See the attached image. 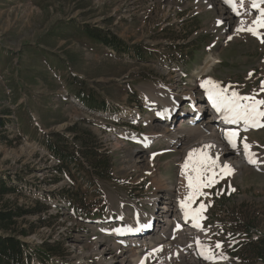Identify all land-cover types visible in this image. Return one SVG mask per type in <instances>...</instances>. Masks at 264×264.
<instances>
[{
    "label": "rangeland",
    "instance_id": "obj_1",
    "mask_svg": "<svg viewBox=\"0 0 264 264\" xmlns=\"http://www.w3.org/2000/svg\"><path fill=\"white\" fill-rule=\"evenodd\" d=\"M29 1L0 0V189L11 192L0 196V212H36L15 228L28 231L21 240L24 250L34 251L33 264H105L120 253L115 252L116 242L99 235L98 220L82 221L70 213L62 196L74 190L83 198L84 214L129 221L136 211L152 215L157 194L171 205L178 196L188 205L191 170L184 168V152L208 138L210 132L204 131L209 130L210 117L195 129L186 122L196 117L192 115L205 98L202 88L210 86L204 85L208 80L228 88L229 94L264 100V27L251 23L257 32L253 34L245 24L237 33L234 17L223 13L217 0ZM257 1L258 8H264ZM106 39L116 40V47ZM213 55L214 68L200 75ZM16 73L20 78L14 80ZM191 92L197 98L192 108L186 101ZM79 96L83 107L75 103ZM169 99L178 102L180 111L172 128L182 126L187 135L176 130L181 137L175 149L161 136L170 128L154 115L163 110V103H171ZM259 110L264 111V105ZM260 123L264 125V118ZM72 127L91 143L88 150H96L105 177L84 170L67 176L57 171L49 144L61 139L73 144ZM151 134H161L162 140L153 138L148 152L134 145V137ZM238 139V152L245 153L247 143L246 151L264 163V126ZM75 143L70 152L79 150ZM241 156L227 152L223 159L238 157L233 159L236 164ZM215 171L216 182L204 187L193 205L205 206V230L184 241L196 238L214 245L205 253L211 259L205 262L173 249L167 240L169 248L160 261L178 254L172 264H264L263 258L246 255L250 243L264 250V165L256 169L242 164L230 174L219 167ZM155 174L166 184L159 191ZM36 203L40 206L34 209ZM158 236L157 231L151 238ZM161 236V241L168 239ZM44 244L60 257L41 262L37 251ZM225 253L227 260L214 263Z\"/></svg>",
    "mask_w": 264,
    "mask_h": 264
},
{
    "label": "bare ground",
    "instance_id": "obj_2",
    "mask_svg": "<svg viewBox=\"0 0 264 264\" xmlns=\"http://www.w3.org/2000/svg\"><path fill=\"white\" fill-rule=\"evenodd\" d=\"M212 6H214V5H212ZM238 14L242 15L238 11L235 14L236 15V18H239L238 17ZM227 16H231V14L228 13ZM228 19H230V18H228ZM228 19H227V21H228L227 24H231L232 23V22L230 23L231 19L230 20H228ZM236 25H237V27H236V30L237 31L236 32L238 33V31L241 30V28H243L245 26V23H243L242 20H237L236 21ZM215 64H216V56L213 55V56L208 57V59L205 62L204 66L201 68L200 75L201 74L204 75V74L210 72L214 68ZM204 93H206V95H207L206 101L204 99V103H205L204 106H202V104H201L202 102H201L199 104L198 111L196 112L195 115H192V116H196L199 113V109H200V113H202L203 111L201 109L204 107L206 109L205 110L206 111L205 113L207 114V116L204 115L203 118L204 117H206V118L207 117L208 118L210 117L208 119V121H207V125L209 127V130L206 129L204 131V133L209 131L210 134L207 133V134H209L208 135V138H206L202 142L197 143V144H195L193 146H189L188 148L185 149L184 157H183V160H184L183 163H186V161L188 160V157H189V154L190 153H193L194 150H200V152L210 154V155H212V157H218L217 158V161H219V165L220 166L228 165L231 168V171H236V169H240L241 168V165L243 164V162L245 164L246 161L251 162L252 159L248 157V159H245L244 160L242 158L240 160L241 162H235L236 164L233 163L234 162L233 159H236L238 157H235V158L230 157V158H228V160H224L225 159L224 158V155L227 152L234 153L236 156L239 155L240 152L236 151L237 148L232 146V144L229 142V139H228V137L226 135L227 133H225V131H224L225 128L220 123H218V122H220L218 118L220 116H222L223 113L218 114L220 111L217 110V109H214L212 107V105H214V104L209 99L208 91L205 90ZM195 95L196 94H194L193 92H191L189 95H187V96H189L188 101L190 103H193V102H195L197 100V98H195ZM169 101H170V99H169ZM166 102H168V101H166ZM170 102L171 103H169V104L168 103H163V112L165 114H167V118L176 111V107L173 106V105H171V104H173V102L172 101H170ZM76 104L79 105L77 102H76ZM176 115L173 114V117H172L173 120H174V118H175ZM203 118H201L199 121L201 122ZM173 120L170 121L169 124H165V126L167 128H170L171 131L168 132V133H163L162 135L160 134L162 136V138H164L163 140H166V144L168 145L169 149H172V148L175 149L177 147V145L180 143L179 138L181 136L179 134H177V131L176 130H179L183 136L187 137V135L185 134L186 133V129H182V126H179L178 129L172 128L173 127ZM187 125L190 127V129H195L197 126H202V125L198 124L197 116L195 118L191 117V120L188 121V124ZM187 130H189V129H187ZM196 131L197 132H201L199 130V128H197ZM167 134H169V135L166 138ZM160 135H158V134H151L150 136L153 137L154 140L155 139H161L162 140V138L159 137ZM224 139H226L229 142V144ZM234 139H235L236 145H237V143L239 142L238 141V135ZM186 144L187 143L185 142L184 145H186ZM147 146H148V144H147ZM239 158H240V156H239ZM239 158L237 160H239ZM213 159H215V158H213ZM255 161H256L255 163L251 162L254 166H259V165L262 164L261 161H260V159H256ZM239 163H241V164L239 165ZM156 174H155V176H156ZM155 178L157 180L155 182V184H156L157 189L159 191V189H161L162 187L164 188V186H166V184H164V180H163V177H162L161 174L157 175ZM179 187H181V186H179ZM177 190H178V187H177ZM167 194L169 195V193H167ZM186 196H188V194ZM182 201H183V199L178 196L177 201L175 202V206L176 205L181 206L182 205V203H181ZM151 203L153 204V207L154 206L156 207L157 204H159V203H161L160 205L163 206V208H158L157 212L155 214H152L150 217H154L157 220V222L159 223V226L158 227L161 228V230H162L163 233H165L168 230L166 237H168L167 240L170 241L169 233H170V237H171V233H172V230H173L172 227H171V224L173 225V222H172L171 219L177 217L176 208L173 205V203L171 205L170 202H168V199L166 200L165 198L160 197L159 194H157L154 197V199L152 200ZM160 205H159V207H160ZM182 207H183L182 210L184 211L185 210L184 209V206H182ZM170 208L171 209L174 208L175 210H171ZM170 213H172L174 216L172 217L171 216L172 214H170ZM142 218L143 219H147V216H146L145 211L142 214ZM165 227H166V229H164ZM114 232H117V230H114ZM155 234H156V232L153 231L151 234H149V235L146 236L147 238L142 237L140 239L135 240L133 243H131V242H125V243H128V245L121 246V247L120 246L115 247L114 248L116 250L115 252L116 253H119L120 252V253L117 254L116 256H114L112 258V261H109L108 263H105V264H113L114 262H116L118 264H129V263L130 264H172L171 262L176 261L174 259V257H177L178 254L177 255H171L170 256V259L168 258L167 261H163V260L160 261L161 258L159 259V257L164 255V249L165 248L164 249H160L159 251H156V252L151 251V249L147 251V246H152V243L151 242L153 240H152L151 237H153ZM158 237H156V238H158ZM131 240L132 239H130L129 241H131ZM159 240H161V239H159ZM98 248L99 247L97 246L98 253L102 257H104L105 256L104 255V252L102 250H101L102 252L99 251ZM168 248L169 247H167V249ZM109 259H110V257L108 258V260ZM207 260H209V259L207 258ZM207 260H205V262ZM120 261H121V263H120ZM156 261H159V262L157 263Z\"/></svg>",
    "mask_w": 264,
    "mask_h": 264
},
{
    "label": "trees",
    "instance_id": "obj_3",
    "mask_svg": "<svg viewBox=\"0 0 264 264\" xmlns=\"http://www.w3.org/2000/svg\"><path fill=\"white\" fill-rule=\"evenodd\" d=\"M104 42L109 45H112L111 43H113L114 47L117 45L114 43L116 40L106 39ZM69 133L76 135L74 140L80 145L79 150L75 153L70 152L68 149L71 145L76 146L75 142L72 144L69 140L61 139V142H57V144L52 142L49 144V149L60 164L57 167V171L60 172V174H64V172L71 173V171L74 170L81 175L84 170L86 172L91 171L90 173H95L99 175L100 178L105 177L100 174V170L106 171V169L101 165L96 150H88L91 143L85 142L84 136H80L76 127L70 128ZM59 144H64L65 146H60ZM78 151L81 152V156H79L80 153L77 154ZM82 160L83 162H81ZM6 193L11 192L9 190L0 189V196ZM62 197L66 200H70V203L78 212L80 211V208L83 207V198H81L79 192L68 190L66 191V195ZM38 206H40V203H36L34 209ZM32 215H36V212H31L30 210L23 211L21 209L0 212V231L3 232V235L0 236V264H26L24 250L25 243L21 238H25L29 234L28 231H16L15 228L17 227L19 220ZM43 223V220H39V224ZM249 249L250 251H247L246 255L263 258L264 260V250H262V246L256 245V243H250ZM37 252L39 253V256H43L42 261H44L43 259L45 258L50 259L52 256L60 257L57 250L48 244H44L42 250H38Z\"/></svg>",
    "mask_w": 264,
    "mask_h": 264
},
{
    "label": "snow or ice",
    "instance_id": "obj_4",
    "mask_svg": "<svg viewBox=\"0 0 264 264\" xmlns=\"http://www.w3.org/2000/svg\"><path fill=\"white\" fill-rule=\"evenodd\" d=\"M228 2L233 3V6H235L234 0H228ZM261 3H264V0H261ZM253 7H259L256 4V0H253ZM259 11L260 18L253 21V24L264 27V8H260ZM247 30L253 34H257L255 27H249ZM204 85H211V87H208L207 89L209 99L212 101L217 110L225 113L224 118L229 123L234 124L244 121L245 125H251L253 127L264 126L260 124L261 118H264V111L259 110V106L264 105V100H255L254 98L248 96L241 97L234 91L229 94L228 88H222L218 83L212 80L205 81ZM226 135L232 146L236 147V141L234 138L238 135V133L235 131H229ZM244 148L245 150H249L250 145L245 143ZM254 155V153H250V157ZM251 162L255 163L256 161L253 159ZM217 167L220 168L221 173H231V168L228 165H218L217 160L210 157L207 153L200 152V150H194L193 153L189 154L188 162L184 165L186 170H191L187 175V187L190 190L187 198L189 204L185 205L182 201V206H190L197 196L204 195L202 192L204 187H209L211 184L216 182L217 173L215 169ZM207 173H211V175L208 176L206 175ZM204 207L205 206L203 204L200 205L201 209ZM192 211L197 212L198 210L193 209ZM193 219H197V216L194 215ZM217 247H220V245L217 244Z\"/></svg>",
    "mask_w": 264,
    "mask_h": 264
},
{
    "label": "crops",
    "instance_id": "obj_5",
    "mask_svg": "<svg viewBox=\"0 0 264 264\" xmlns=\"http://www.w3.org/2000/svg\"><path fill=\"white\" fill-rule=\"evenodd\" d=\"M24 1H25V3L30 2L29 0H24ZM53 46H55L54 42H53L52 45L48 44L47 47L50 48V47H53ZM11 71H12V73H13V70H12V69H11ZM19 75H20L19 73H16L14 80H17ZM19 78H20V76H19Z\"/></svg>",
    "mask_w": 264,
    "mask_h": 264
}]
</instances>
